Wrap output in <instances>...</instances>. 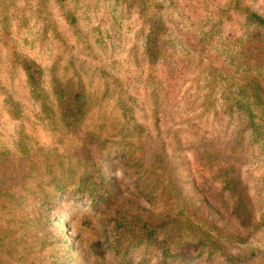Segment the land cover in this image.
Here are the masks:
<instances>
[{
	"label": "rangeland",
	"instance_id": "1",
	"mask_svg": "<svg viewBox=\"0 0 264 264\" xmlns=\"http://www.w3.org/2000/svg\"><path fill=\"white\" fill-rule=\"evenodd\" d=\"M144 1L145 8L138 0H0V264H39L43 239L63 233L64 264L114 260L102 223L95 226L98 208L76 188L98 178L90 144L102 150L98 162L125 205L132 200L156 220L180 212L199 223L193 245L215 249L202 264H264V115L257 109L250 122L247 112L241 119L224 108L261 82L253 65L264 64V29L247 36L252 26L224 12L229 0ZM147 30L162 39L155 66ZM229 36L245 37L242 76L255 77L247 86L227 77L239 73L219 54L234 46ZM13 50L43 66L39 86L10 62ZM71 81L87 94L79 129L59 121L53 89ZM240 121L250 126L242 130ZM237 175L249 187L241 188L254 215L248 226L225 189ZM19 186L34 193L30 203L36 194L49 200L33 209L27 240Z\"/></svg>",
	"mask_w": 264,
	"mask_h": 264
},
{
	"label": "trees",
	"instance_id": "2",
	"mask_svg": "<svg viewBox=\"0 0 264 264\" xmlns=\"http://www.w3.org/2000/svg\"><path fill=\"white\" fill-rule=\"evenodd\" d=\"M174 1L175 3L177 2V0ZM137 4L142 8L147 7L144 0H138ZM224 7V12L235 13L243 18L249 26H252L250 28L251 32L246 33L247 36H253L252 34H255V32L264 29V0H229ZM147 16L150 22L151 13L146 14V20ZM212 27L216 29L217 23L213 24ZM144 39L149 62L152 66H155L158 63V59H160L162 50H164L162 39L156 32L150 30L144 32ZM244 40L245 37L243 36H229V41L234 46H228V48L220 46L218 49L220 56H223L224 62L231 65L235 62L237 73H240H238V76L227 77L233 78L236 84L247 86L251 82L250 79L252 77L255 79V77L242 76L247 71V63L241 62L240 57L242 53L240 49H243L242 43ZM235 47L237 48L236 50ZM10 62L13 65L16 64L22 67L29 84L33 87L40 85L43 76V66L38 61L23 57L13 50L10 55ZM253 66L259 69L261 82L253 83L250 92L245 95L248 99H241V92L238 90V98H236L235 102L227 103L224 101L225 107L223 105L228 113L236 112L241 119H244L243 117L247 112L250 122H254L253 116L257 109H260L263 112L262 115H264V64H254ZM222 77L225 78L226 76ZM53 89L59 108V121L67 128L79 129L88 107L85 86L82 83L71 81V83L65 85L56 83ZM242 95L244 96V93ZM250 122L245 125L240 121V129L244 130L245 127H249ZM254 130L258 131L256 128ZM90 147L91 144L88 147V154L93 155V157L88 156V166L98 173V178L90 174L91 179L83 180L76 188L79 189L81 196L86 195L87 199L85 200L95 203L96 208L99 210L98 221L96 220L95 226H97L98 222L102 223L105 235L109 241L110 252L112 258H114L109 264H147L154 258L155 264H202L203 261L209 259L215 249H208L204 245H193L191 237L194 236L195 232L202 231L197 221L191 216L180 212L156 220L147 215L142 207L132 200L127 202L129 205H125L123 203L125 201L118 199L116 191L111 187L112 182L109 175L112 173L108 171L106 162L103 158L101 163L98 162V156L103 153L102 150L97 147ZM24 149L26 148L24 147ZM237 178L239 179L238 183L231 184V181H229L227 186L225 185V189L228 196L235 200L233 213L243 223H247L248 226L254 215L248 204L245 205L244 203L247 202L248 194H244L241 188L247 190L249 187L242 183L241 175H237ZM18 191L22 198V206L20 205V208H26L29 214L27 218L25 217L20 221L22 231L25 229L22 237L27 240L32 237V233L30 230L27 231L26 227L33 217H36V212L32 213L33 209L37 212L38 210H44V207L49 204V200L36 194L35 202L30 203L27 197L34 193L28 192L25 186H19ZM89 214V216H93L92 212ZM178 226L184 229L182 235H176L172 231ZM61 229L64 230V227L62 226ZM65 235L63 233L55 241L51 239L50 243H48L49 238L45 237L43 239L42 244L39 246L43 247L42 252L39 254V264L65 263L66 254L69 250L66 245L69 242V238ZM192 245L193 248L190 247Z\"/></svg>",
	"mask_w": 264,
	"mask_h": 264
}]
</instances>
